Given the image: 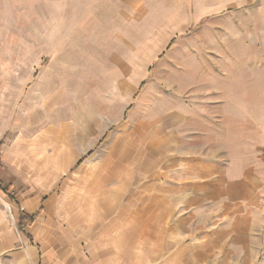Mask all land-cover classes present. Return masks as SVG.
I'll list each match as a JSON object with an SVG mask.
<instances>
[{
  "label": "crops",
  "instance_id": "1",
  "mask_svg": "<svg viewBox=\"0 0 264 264\" xmlns=\"http://www.w3.org/2000/svg\"><path fill=\"white\" fill-rule=\"evenodd\" d=\"M236 79L187 106L139 96L114 119L111 103L99 113L90 99L47 119L44 91L16 117L0 90V170L13 177L0 195L35 198L69 175L54 198L58 264H264V119L255 124L251 78ZM14 234L0 207V260L29 264Z\"/></svg>",
  "mask_w": 264,
  "mask_h": 264
},
{
  "label": "rangeland",
  "instance_id": "2",
  "mask_svg": "<svg viewBox=\"0 0 264 264\" xmlns=\"http://www.w3.org/2000/svg\"><path fill=\"white\" fill-rule=\"evenodd\" d=\"M249 78L254 107L263 113L255 112L256 124L264 119V0H0V90L8 102L12 97L16 117L24 108L36 111L42 91L47 119L61 104L65 120L66 110L88 99L99 113L111 103L114 119L139 96L177 97L187 106ZM101 154L98 147L94 155ZM0 179L10 191L13 177L0 170ZM68 184L67 174L35 198L25 187L0 195L19 237L13 251L24 252L29 264H58L54 198ZM16 197L31 206L21 210ZM10 257L0 264H11Z\"/></svg>",
  "mask_w": 264,
  "mask_h": 264
},
{
  "label": "trees",
  "instance_id": "3",
  "mask_svg": "<svg viewBox=\"0 0 264 264\" xmlns=\"http://www.w3.org/2000/svg\"><path fill=\"white\" fill-rule=\"evenodd\" d=\"M3 145V142H0V149H1V146Z\"/></svg>",
  "mask_w": 264,
  "mask_h": 264
}]
</instances>
